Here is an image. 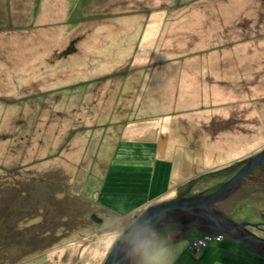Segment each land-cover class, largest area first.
I'll list each match as a JSON object with an SVG mask.
<instances>
[{
	"label": "rangeland",
	"instance_id": "1",
	"mask_svg": "<svg viewBox=\"0 0 264 264\" xmlns=\"http://www.w3.org/2000/svg\"><path fill=\"white\" fill-rule=\"evenodd\" d=\"M42 4L33 11L38 16L19 8L13 24L0 11V206L9 208L6 219L2 216L5 226H0V264H103L114 242L149 206L147 192L134 195L129 189L148 180L147 164L159 148L156 138L168 137L172 159L180 154L190 160L187 170L194 173L190 180L203 175L196 193L228 180V166L264 150V0H45L43 8ZM52 8L57 14L46 16ZM158 10L169 16L165 27L149 32L148 39L156 42L159 54L170 51L169 60L189 72L202 63L200 48L219 45L222 39L243 41L241 48L227 49L237 56L228 58L239 61L223 69V75H230L205 73L203 86L191 83L183 92L177 79L172 77L174 86L168 84L171 78L155 73L133 75L148 80L150 91L145 83L139 91L137 84L115 81L112 75L98 80L100 58L110 62V52L128 51L106 36L113 31L114 14L128 15L123 18V34L135 33L137 39L149 25L150 12ZM105 14L114 16L108 22ZM82 27L90 32H81ZM24 51L26 56L16 57ZM213 53L216 63L227 61L223 49ZM133 68L126 69L131 73ZM131 92H155V104H162L160 92L178 96L167 98L164 113H148V120L135 123V117L145 114L125 110L129 101L138 105ZM105 106L109 110L104 113ZM195 121L200 129L194 130ZM96 128L101 129L102 140L97 141ZM168 169L172 179H181L176 177L179 165L170 163ZM110 178L117 181L104 189ZM121 179H128L129 185ZM169 181L166 178L162 190L152 192L151 198H174L180 188L168 190ZM179 186L183 190L184 185ZM217 209L236 222L258 224L251 231L264 237V177L245 180ZM193 238L185 242L191 253L181 256L182 264H264V258L225 238L213 237L197 254ZM159 249L157 242H148L142 264H171L172 252V264L180 258L178 244Z\"/></svg>",
	"mask_w": 264,
	"mask_h": 264
},
{
	"label": "crops",
	"instance_id": "2",
	"mask_svg": "<svg viewBox=\"0 0 264 264\" xmlns=\"http://www.w3.org/2000/svg\"><path fill=\"white\" fill-rule=\"evenodd\" d=\"M43 1L42 4V8L45 7V0H1V4H0V11L2 12L1 15L5 16V20H9L12 24L14 23L13 21H11L12 18H17L19 15L17 13V10L19 8H21L22 10H26L29 12H32V14L34 13V9L39 11L41 8V2ZM66 1V0H63ZM21 5V6H20ZM48 8V7H47ZM63 10V8H62ZM166 12V13H164ZM46 16L47 15H56L57 11L50 9L49 11H45L44 13ZM66 14H68V11L66 12ZM173 14V13H172ZM116 15V20L114 19V24H113V31L110 32L108 35H106L108 37V39L110 41H114L116 43H119L121 45L124 46L125 49H127L128 51L121 53L122 51H120L119 53L117 51H113L110 52V54H112V59L110 62H106L104 60H102L101 58L99 59V64H98V80H100L101 78L104 77H108L109 75L114 76L113 80L115 81H120L122 80H128L131 81L134 85L137 84V89L140 91V88L142 86V83H145L146 86H148V80L141 81V80H137L133 77L134 74H138L140 72H146L150 75H152L153 73L158 74L159 76H162L164 79H168L171 78L172 82H169L168 84L174 85L173 83V79L172 77L176 80L177 79V87L180 88L179 92H183V88L185 86H189L191 83H194L196 86L197 83L199 82V86H203L202 82H201V78H204V75H206L205 73H219L221 76H229V75H223V69L224 71L227 70V66L229 67V63L232 64V66H234V64H237L239 61H234L231 60L230 57L231 56H236V53H232V52H227L228 48L230 45H233L234 49H239L241 48V46H243V41L239 42V43H235L234 40L232 41H227V40H221L219 45H209L207 48L201 49V53H203V57H202V63L199 64V69H195L196 72H189L188 67H185V69H183L180 65L176 66L175 63L171 62L169 60V53L170 51H168L167 53H161L160 52V48H156L155 46L157 45L156 42H150L152 41L149 38V32L153 31L154 29H159V31H161L162 27L165 23L164 19L166 17L169 16L167 11L164 10H158V11H151L150 15H149V25L144 27V30L142 32L141 36H138L137 39L135 37V33L134 35H128V34H123V30H122V25L123 23L126 22V20H123V18H125L128 15ZM113 15V16H114ZM34 16H38L34 13ZM113 16H110L108 19V22L112 19ZM45 25V24H44ZM45 25V28H47ZM14 27V25H13ZM98 28V27H97ZM96 28V31H97ZM88 29V28H87ZM78 31V30H77ZM95 31V32H96ZM126 32L130 31L132 32L133 30H125ZM213 31V30H212ZM50 32V29H49ZM81 32L84 33H89V30H83V27L81 28ZM96 39V37H95ZM217 38L212 39L210 42L212 41H216ZM218 49H223V55L224 57L227 59L226 62H218L216 63L218 60L215 59L213 57V52L215 50ZM125 51V50H124ZM121 53V54H120ZM231 54V56L228 58V56ZM26 56L25 51L22 54H17L16 57H23ZM15 59L11 60L14 61ZM215 62V63H214ZM211 63H213V65H211ZM108 64V68L104 69L102 68L103 65ZM154 64V65H153ZM139 67H138V66ZM127 66L130 67H135L133 68V70L131 71V73H129L130 71H128L126 68ZM225 67V68H224ZM117 68H120L118 70V72L116 73L115 71L117 70ZM197 68V67H196ZM69 71L73 70V66H68ZM132 69V68H131ZM130 69V70H131ZM67 70V68H66ZM222 70V71H220ZM220 71V72H219ZM80 72H76L74 74H77ZM82 76H85L84 73H80ZM199 75V78L197 77ZM176 76V78H175ZM213 83L215 82V78L212 81ZM212 82L210 84H212ZM161 82L156 83L157 86L159 87ZM134 89V90H137ZM152 88L148 86L147 90H151ZM119 90L122 92L124 91L122 88V83L119 86ZM222 90H220L219 92H221ZM155 92H131L130 97L134 98V100L136 101V103L138 104L137 107H134L133 104L131 103V101H129V106L127 108H125V110L127 112L133 113V114H145V115H141V116H137L135 117L133 120L135 121V123H139V121L142 120H146L147 117H150L151 114H155V113H164L165 109H166V105L169 102V97L171 96H178V93H174L172 94V92H160L158 93L159 96H162L163 98L162 100V104H155L154 103V99L153 96ZM142 104V105H139ZM112 106V105H111ZM197 108V107H196ZM109 107L105 106L102 111H108ZM105 113V112H104ZM148 113L150 115H148ZM158 119L161 122H166L163 119V116H159ZM178 119L180 121H182L185 124H190V121L185 118V117H178ZM148 120V119H147ZM174 122V121H173ZM194 130H197V126L202 127L201 124H198V121L194 122ZM264 126V123H263ZM261 126V127H263ZM94 127H90V128H95ZM98 128H96L94 131H96ZM107 129V128H106ZM106 129L103 130V132H106ZM177 129V126H176ZM202 130L204 131V128H202ZM92 131V132H94ZM99 132H97L98 137H97V141L98 140H102L103 138L99 139L100 133H101V129H98ZM96 133V132H95ZM103 134V133H101ZM204 134V133H203ZM198 139H200L199 137H197ZM155 140L158 141V145L159 148L157 147V155L154 156L153 155V160L150 161V163H148V161L144 162V165L147 164L146 166L148 168H150L149 171V178L148 180H141V182L135 183V185L140 186V188L137 189H132L130 188L129 191L132 194H138L141 192H147V201H148V205L151 204H155L158 202L163 201L160 198L156 197L157 199H153L151 198V194L152 192L155 193L156 195L158 194V192L162 189L159 190V188L165 183V179L168 178L170 181L166 184V186L168 187V190H172V188L176 187V190H178V188L181 189V186H183L184 184L187 183L188 180H190V178L192 176H194V173H190L189 170H187L188 166H190L189 164H191L188 158L186 157H182L174 154L173 155V159L171 158V151H170V147H169V140L168 137H166V139L164 140V137H159L156 138ZM101 142L99 141L98 144H100ZM171 143V142H170ZM206 160L205 158L203 159V161ZM170 161V162H169ZM172 161V162H171ZM170 163L176 164L180 166V172L178 171V174L176 177H181V179L179 178H175L172 179V175L170 174V170L168 169V166L170 165ZM215 168H210L207 170H212ZM179 170V169H178ZM169 171V174H168ZM206 171V170H205ZM204 172V171H203ZM207 172V171H206ZM202 173V172H201ZM193 174V175H192ZM200 174V173H199ZM198 175V174H197ZM196 177V175H195ZM198 177V176H197ZM194 178V177H193ZM108 179V178H107ZM124 181V183H128V179H121ZM114 181H117L113 178H110L109 182L104 183L103 188L104 189H108L107 186H109L110 184L114 183ZM137 181V180H136ZM186 182V183H185ZM189 182V181H188ZM129 185V183H128ZM179 189V191H180ZM175 190V191H176ZM173 198V197H172ZM152 199V200H151ZM177 229V228H176ZM192 237H196V234H191L187 231H165V230H160L158 231L151 239L150 242H157V244L160 246L161 249H159L160 251L163 248H168L170 247H174L175 244H178L180 246V258H178V260L176 261L175 264L179 263L182 264L181 261H179V259H181L182 255L186 253L190 254L191 253V249L187 248V246L189 245L188 243L185 244V242H187V240L192 239ZM209 245H207L206 247H208ZM207 250V249H206ZM171 251H175V250H171ZM202 254V253H201ZM200 254V255H201ZM200 257V256H198Z\"/></svg>",
	"mask_w": 264,
	"mask_h": 264
},
{
	"label": "water",
	"instance_id": "3",
	"mask_svg": "<svg viewBox=\"0 0 264 264\" xmlns=\"http://www.w3.org/2000/svg\"><path fill=\"white\" fill-rule=\"evenodd\" d=\"M263 163L264 150L229 167L231 171L240 168L212 192L189 195L192 187L203 176L200 175L192 178L188 186L174 198L149 205L114 242L103 264H134L135 258H138L136 264H142L146 242L166 227L181 228L191 234L211 238H225L264 258V237L248 228L257 227L258 224L236 222L227 212L217 209L218 203L233 196L248 176Z\"/></svg>",
	"mask_w": 264,
	"mask_h": 264
},
{
	"label": "trees",
	"instance_id": "4",
	"mask_svg": "<svg viewBox=\"0 0 264 264\" xmlns=\"http://www.w3.org/2000/svg\"><path fill=\"white\" fill-rule=\"evenodd\" d=\"M104 17L106 18H109V16H107L106 14L104 15ZM239 168L240 167H238L237 169H235L234 171H231L230 169H229V166H228V168H227V170H228V174H225V175H227V176H233L238 170H239ZM202 178V177H201ZM200 178V179H201ZM199 179V180H200ZM198 182V181H197ZM197 182L195 183V185L192 187V189L190 190V193H189V195H192V194H197L196 193V191H194V189H195V187H196V184H197ZM221 183H223V182H221ZM220 183V184H221ZM188 186V183H186V184H184V188H186ZM220 185H214V186H211V188H209V189H207V190H203V191H201V192H204V193H209V192H212V191H214L216 188H218ZM184 188H183V190H184ZM182 191V189L179 191V192H181ZM178 193V192H177ZM200 193V192H199ZM3 208V209H2ZM5 208L7 209V212H8V207H1L0 206V218H1V220H0V226L2 225L3 226V223H4V226H5V222L2 220V216L4 217L3 219H6V217L5 216H7V212H6V210H5ZM13 213V212H12ZM15 213H18L17 211L15 212ZM9 215V214H8ZM14 216H15V214H14ZM16 218H20L19 216H15ZM95 217V216H94ZM136 217V216H135ZM18 222V221H17ZM17 222H15V223H17ZM12 224V223H11ZM10 224V225H11ZM167 228V227H166ZM164 229V228H163ZM163 229H160V230H163ZM176 229V228H175ZM178 230L180 229V230H183V231H186V230H184V229H181V228H177ZM159 230V231H160ZM1 231V230H0ZM194 235V234H193ZM196 237H194L193 239H195ZM220 241H222V239H219ZM150 243V240L149 241H147L146 242V244H145V248H144V250H146V245H147V243ZM240 247V246H239ZM204 248V247H203ZM206 248V247H205ZM242 248V247H241ZM244 249V248H243ZM246 250V249H245ZM246 251H248V250H246ZM250 252V251H249ZM194 253H196V252H194ZM252 253V252H251ZM254 254V253H253ZM254 255H256V254H254ZM198 256V255H197ZM196 256V257H197ZM200 256V255H199ZM256 256H258V255H256ZM258 257H260V256H258ZM261 258H263V257H260V259Z\"/></svg>",
	"mask_w": 264,
	"mask_h": 264
},
{
	"label": "built area",
	"instance_id": "5",
	"mask_svg": "<svg viewBox=\"0 0 264 264\" xmlns=\"http://www.w3.org/2000/svg\"><path fill=\"white\" fill-rule=\"evenodd\" d=\"M212 238L209 236L201 235L193 240V246L195 248V251H197V254L200 253L201 248L206 247L207 244L210 242ZM217 239V238H216ZM219 240V239H217Z\"/></svg>",
	"mask_w": 264,
	"mask_h": 264
},
{
	"label": "flooded vegetation",
	"instance_id": "6",
	"mask_svg": "<svg viewBox=\"0 0 264 264\" xmlns=\"http://www.w3.org/2000/svg\"><path fill=\"white\" fill-rule=\"evenodd\" d=\"M254 171H258L259 174H256ZM254 171L248 176V178L246 179V181L247 180H248V182L251 181V177L254 176V175H258V176L260 175V177L262 175L264 177V163L260 167H257ZM262 226L260 228H262ZM248 228L251 230L252 226H248ZM258 230H260V229H258ZM262 230L263 229H261L260 231H262ZM199 236H201V235L200 234H196V238L199 237Z\"/></svg>",
	"mask_w": 264,
	"mask_h": 264
},
{
	"label": "clouds",
	"instance_id": "7",
	"mask_svg": "<svg viewBox=\"0 0 264 264\" xmlns=\"http://www.w3.org/2000/svg\"><path fill=\"white\" fill-rule=\"evenodd\" d=\"M161 219H163V215H162V214H161ZM174 255H175V253L172 252V254H171V264H172V260H173V258H174Z\"/></svg>",
	"mask_w": 264,
	"mask_h": 264
}]
</instances>
